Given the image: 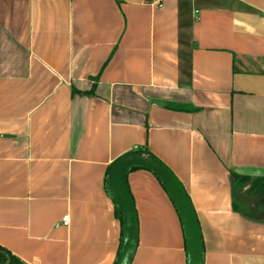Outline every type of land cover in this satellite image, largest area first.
Listing matches in <instances>:
<instances>
[{"label": "crops", "instance_id": "0c3cea01", "mask_svg": "<svg viewBox=\"0 0 264 264\" xmlns=\"http://www.w3.org/2000/svg\"><path fill=\"white\" fill-rule=\"evenodd\" d=\"M137 149L188 196L202 264H264V223L234 209L230 178L264 179V0H0V247L23 264H114L104 176ZM127 183L130 264H186L158 180Z\"/></svg>", "mask_w": 264, "mask_h": 264}, {"label": "trees", "instance_id": "16d2710c", "mask_svg": "<svg viewBox=\"0 0 264 264\" xmlns=\"http://www.w3.org/2000/svg\"><path fill=\"white\" fill-rule=\"evenodd\" d=\"M80 95L92 96L93 90ZM138 170L152 173L168 194L178 214L182 227L186 264L203 263V243L199 225L188 196L173 174L146 149L125 153L113 161L105 171L104 190L114 205V215L120 224L119 246L114 264H130L137 246V219L127 177ZM232 198L235 210V194L248 186V194H264V179L239 176L230 173ZM0 264H23L0 247Z\"/></svg>", "mask_w": 264, "mask_h": 264}, {"label": "rangeland", "instance_id": "374dc122", "mask_svg": "<svg viewBox=\"0 0 264 264\" xmlns=\"http://www.w3.org/2000/svg\"><path fill=\"white\" fill-rule=\"evenodd\" d=\"M234 200L247 216L264 223V194H248V189L244 188L236 192Z\"/></svg>", "mask_w": 264, "mask_h": 264}, {"label": "built area", "instance_id": "2783aa9c", "mask_svg": "<svg viewBox=\"0 0 264 264\" xmlns=\"http://www.w3.org/2000/svg\"><path fill=\"white\" fill-rule=\"evenodd\" d=\"M67 222H68V218H67V217H64V218L62 219V224H63L64 226H66V225H67Z\"/></svg>", "mask_w": 264, "mask_h": 264}]
</instances>
